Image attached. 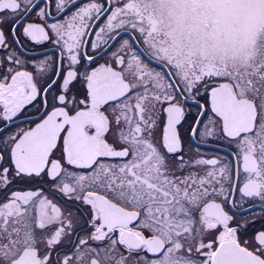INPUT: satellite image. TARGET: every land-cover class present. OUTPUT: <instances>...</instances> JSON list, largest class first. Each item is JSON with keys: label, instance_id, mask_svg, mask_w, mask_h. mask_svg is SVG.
<instances>
[{"label": "snow or ice", "instance_id": "snow-or-ice-1", "mask_svg": "<svg viewBox=\"0 0 264 264\" xmlns=\"http://www.w3.org/2000/svg\"><path fill=\"white\" fill-rule=\"evenodd\" d=\"M0 264H264V0H0Z\"/></svg>", "mask_w": 264, "mask_h": 264}]
</instances>
